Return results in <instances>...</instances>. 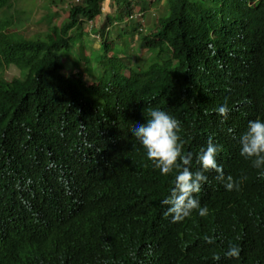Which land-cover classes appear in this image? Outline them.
<instances>
[{
  "label": "trees",
  "instance_id": "1",
  "mask_svg": "<svg viewBox=\"0 0 264 264\" xmlns=\"http://www.w3.org/2000/svg\"><path fill=\"white\" fill-rule=\"evenodd\" d=\"M58 1L63 19L48 22L49 2L36 34L0 19V264H264V175L238 145L249 120L264 121V0H108L106 13L105 0ZM86 28L103 69L88 86L65 68ZM111 28L137 36L143 61L108 55ZM86 50L72 66L91 64ZM153 107L177 120L190 170L211 140L223 174L244 178L226 191L206 172L194 194L204 217L163 214L175 172L154 169L130 132ZM229 242L238 259L224 257Z\"/></svg>",
  "mask_w": 264,
  "mask_h": 264
},
{
  "label": "clouds",
  "instance_id": "2",
  "mask_svg": "<svg viewBox=\"0 0 264 264\" xmlns=\"http://www.w3.org/2000/svg\"><path fill=\"white\" fill-rule=\"evenodd\" d=\"M146 119L143 123H134L130 132L137 144L143 150L145 159L163 175L175 172L171 181L172 187L168 194L160 200L163 214L170 217L171 222L182 221L195 210L196 215L204 217L208 213L206 206H201L194 194L201 190L207 182L208 171L216 173L215 180L226 191L237 189L244 179H233L231 175L225 176L222 168L216 162V155L220 146L211 140L199 150L195 157L198 165L196 170H190L191 153L182 152V141L179 140V125L177 120L168 112L159 108H147ZM220 117H226L230 111L227 100L215 108ZM239 156L248 161L249 166L259 174L264 175V121L257 118L249 120L245 130L238 139ZM240 248L229 242L224 252L225 258L238 259ZM212 259L218 261L220 256L213 255Z\"/></svg>",
  "mask_w": 264,
  "mask_h": 264
},
{
  "label": "rangeland",
  "instance_id": "3",
  "mask_svg": "<svg viewBox=\"0 0 264 264\" xmlns=\"http://www.w3.org/2000/svg\"><path fill=\"white\" fill-rule=\"evenodd\" d=\"M54 1V4H50V6L47 8V13L45 11V7L49 2ZM56 3V4H55ZM7 4L9 5V9L4 11L0 10V19H7L10 18L11 22L16 24L18 29H23V33L32 35L39 32L44 31L45 29V22L41 21V17L47 14V20L50 23L58 24L63 19V10L65 9V4L58 0H7ZM165 4V0H160L158 3L159 7H163ZM108 6V0H105L102 4V8L106 13L108 10L106 7ZM155 8H151L147 13L144 14L143 19L145 21H152L153 16L156 15ZM110 11V10H109ZM159 13H162V9L158 11ZM104 15V14H103ZM102 15V16H103ZM104 20V17H100L97 21V25L101 24ZM93 25V24H92ZM122 27V26H121ZM109 33V40L111 42V50L108 52V55H123L130 53H135V59L136 62L143 61L144 56H141V52H139V41L137 40V36L133 37L130 33L123 34L120 38H116L114 36V29L111 28ZM74 44V48L72 51H70L71 56L68 58V55L66 53H60L61 56H65L64 61L65 68L71 72V74L75 72L81 73L83 78L85 79L84 85L88 86L90 85V79L92 77L98 76L99 73H101L102 65L95 62V55H101L102 52L98 49L99 42L93 38L90 33L87 31V28L84 29V32L81 36H76L72 38L71 41ZM82 44L86 50L85 54L89 57L91 64L90 65H80L77 62H74V65L72 66V60L75 56L76 47ZM73 56V57H72ZM142 57V58H141ZM99 59V57H97ZM96 58V59H97ZM67 71V72H68ZM123 73L125 72L124 69L121 70ZM92 74V76H91ZM3 76L6 79L12 78V77H18L19 73L14 68L6 69L3 72ZM96 78V77H95Z\"/></svg>",
  "mask_w": 264,
  "mask_h": 264
}]
</instances>
